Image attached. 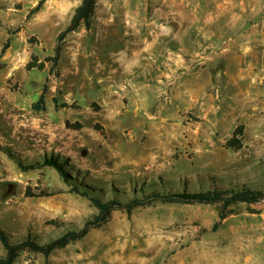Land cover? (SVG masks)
<instances>
[{"label": "rangeland", "instance_id": "374dc122", "mask_svg": "<svg viewBox=\"0 0 264 264\" xmlns=\"http://www.w3.org/2000/svg\"><path fill=\"white\" fill-rule=\"evenodd\" d=\"M41 1L40 11L29 15ZM108 1L115 15L126 14L125 0ZM81 2L0 0V227L15 241L33 236L39 243L81 229L97 210L88 198L72 193L73 187L100 198L132 197L149 185H164L162 191H182L186 185L200 192L215 182L225 189L264 191V112L253 121L230 118L225 124V68L244 70L247 84L264 86V0L135 1L142 4L136 11L147 9L144 17L157 25L150 36L168 34L179 23L218 33L213 40L199 33L200 42L186 44L197 56L182 59L170 84L134 93L155 104L139 107L145 111L139 117L147 121L131 137L128 129H116L118 121L126 125L133 117L128 86L119 77L125 70L115 63L117 57L106 56L120 59L123 53L129 62L125 56L133 58L142 43L122 38L127 19L118 16L106 29L118 40L102 41L93 18L90 29L82 25L59 42ZM99 3L96 19L102 22L105 0ZM58 45L62 52L54 64L50 59ZM149 45V52L161 51V44ZM30 63L45 68L28 71ZM189 76L190 82L175 84ZM43 94L45 109L33 110ZM164 98L175 99L179 112L157 106ZM240 125L243 148L226 149ZM49 159L64 164L70 183L44 165ZM42 192L48 195L37 197ZM52 221L59 227L49 225ZM16 264H264V200L227 211L219 205L160 202L131 215L116 211L82 241L48 259L23 253Z\"/></svg>", "mask_w": 264, "mask_h": 264}, {"label": "crops", "instance_id": "0c3cea01", "mask_svg": "<svg viewBox=\"0 0 264 264\" xmlns=\"http://www.w3.org/2000/svg\"><path fill=\"white\" fill-rule=\"evenodd\" d=\"M135 1L137 2L140 0H125L123 7L126 14L115 15L114 4L105 0L103 8L101 9L105 12L102 15L101 22L100 19H96L99 9L98 6L100 5L98 0L96 14L93 19V21H95V31L99 33L98 36L102 41L118 40L114 35L110 37L106 34V29L115 24L116 17L118 16L127 19L122 38L128 42L142 43L140 45L141 49L134 52L133 58L125 56L131 59L129 62L124 61V57L122 56L126 54L123 53L120 59L117 54L109 53L106 56L108 59L117 57L115 63L119 64L120 67L125 70V76L119 77L124 78L123 83L128 86L127 94L131 96L129 107L133 108V117L128 118L126 121L127 126L123 121H118L119 119L116 115L113 119L119 122L116 126L117 131L126 133V129H128V135L130 137L131 135L138 136V133H140L143 127V123L147 121L144 117H139L145 112L139 109V107H149L155 104L150 102L152 100L147 98L134 97L136 95L134 93L141 90V94L143 95L145 93L143 91L147 90L151 85L156 87L155 90H157L158 87H165L170 84L169 81L174 71L181 70L182 59L194 58L197 56L196 52L188 51L185 48L187 46L186 44L200 42L199 39H197L199 33L205 35V38L207 36L209 40H213V37L216 36L215 33H218L213 31L207 32V30L197 32L179 23L178 28L172 25L168 34H154L150 36L148 34L150 28H154V26L157 25L154 22L150 23L148 18L144 17L145 14L143 12H147V9L145 11L141 9L139 10L140 12L136 11L142 4L139 5V3H135ZM214 24V20H211L209 25L214 26ZM222 33H225V28ZM150 42L161 44V51L149 52ZM166 44L172 45V48H169V45ZM223 56H225V51H223ZM160 61L162 65H159ZM115 75H117V72ZM191 79L192 77L190 76L189 80L188 78L182 80V77H178L175 84L179 86L181 83L190 82ZM113 81L115 87H120L123 84L122 82H118L117 77L115 79L113 78ZM247 81L248 79L246 78L244 70L233 71L230 68H225V124L230 122V118H235L234 121L238 122L253 121L255 117L264 112V86L249 85ZM158 96H160V93ZM157 106L168 108L173 113L179 112V110L174 109L177 103L173 98L160 99ZM150 124H152L151 121ZM143 132L151 133L152 131L143 128ZM5 254V249L0 242V259H2Z\"/></svg>", "mask_w": 264, "mask_h": 264}, {"label": "trees", "instance_id": "16d2710c", "mask_svg": "<svg viewBox=\"0 0 264 264\" xmlns=\"http://www.w3.org/2000/svg\"><path fill=\"white\" fill-rule=\"evenodd\" d=\"M42 4L43 2L41 1L29 15L39 12ZM95 12L96 0H82L81 5L75 10L69 26L59 35L58 41H64L69 34L76 32L82 25L87 29H90ZM8 45L7 42L2 49V53H5ZM54 51L55 56L51 58L50 61L56 64L60 59L62 47L58 45ZM35 68L42 71L44 70L45 65H34L30 63L27 66L28 71ZM32 108L35 111H42L45 109L44 94L33 104ZM67 127H71L69 122H67ZM76 128L81 129V124H77ZM244 130V125L238 126L234 131L233 136L226 142L224 147L235 152L240 151L243 148ZM44 165L55 168L64 180L67 183H70L71 178L69 174L65 172L64 164L60 163L57 159L45 160ZM160 188L164 189L165 187L164 185H161L160 187L158 186L155 188L154 186L150 187L149 185L144 186L141 190H135L132 197L128 194H123V197L120 198L114 193H111L112 196L100 198L99 196L91 195L88 191H82L80 188L73 187L71 189L72 193L88 198L96 208L97 213L92 219L87 220L81 229L68 231L61 237L47 243H39L33 236L15 241L14 237L0 227V242L6 252L5 256L0 259V264H16L23 253L39 254L48 259L54 252L63 250L72 243L82 241L91 233V231L107 224L113 213L116 211H123L128 215H131L137 209L157 202L178 205H219L223 211H227L233 206L242 204L251 206L259 204L264 200V191L259 188L241 186L239 188L230 187L229 189H225L217 186L216 182L214 183L213 188L200 192H191L186 185L182 191H173V189L169 191H164L166 190L164 189L162 191ZM47 195L46 192H42L37 197ZM226 217L227 214L224 213L221 215L220 220L222 221ZM49 225L59 227L60 224L57 221H52ZM218 225L219 224L215 226V229Z\"/></svg>", "mask_w": 264, "mask_h": 264}]
</instances>
